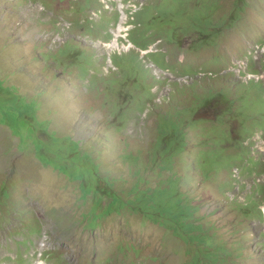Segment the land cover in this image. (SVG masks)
Here are the masks:
<instances>
[{"label":"rangeland","instance_id":"1","mask_svg":"<svg viewBox=\"0 0 264 264\" xmlns=\"http://www.w3.org/2000/svg\"><path fill=\"white\" fill-rule=\"evenodd\" d=\"M80 2L0 0V264H264V0ZM132 29L156 43L144 59L117 38ZM68 42L98 78L53 56ZM66 137L100 165L98 196L69 176Z\"/></svg>","mask_w":264,"mask_h":264},{"label":"trees","instance_id":"2","mask_svg":"<svg viewBox=\"0 0 264 264\" xmlns=\"http://www.w3.org/2000/svg\"><path fill=\"white\" fill-rule=\"evenodd\" d=\"M80 1L81 2H80L79 6L77 7V9L75 11L76 12V15H78V17H82V16H84V14L87 13V11L91 8V4H92V1L93 0H80ZM123 1H126V3L128 2V0H123ZM85 2H87V4H85ZM113 4H115V3H113ZM111 13L114 16V19H111V20L114 21L115 27H117L119 25V23H120L121 13L119 11H116V8L115 7H113V11ZM126 13H127L128 17H129V19L132 20V21H135V15H137V16L139 15V13H132L131 14L130 13V10H127ZM131 15H133V16H131ZM103 16H104L103 15V12L98 15V17L101 18L102 21H105V19H104ZM78 17L75 16L74 19L75 20H79L80 18H78ZM200 21H201L200 19H195L193 21V26H195V27L199 26L200 25ZM89 23H90L89 29L87 30V32L85 33V35L87 33H89L90 36L95 37L96 39H99L100 41L105 40V39L108 42H111L112 41V39L114 38V35L112 33H110L109 31H106L105 32V36H104L103 34H100V30L98 31L96 29V26L95 25H97V23H92L91 20H89ZM128 23L130 24V22H128ZM84 24L85 23L82 24L83 27H84ZM72 26L73 25H71V27ZM141 26H142V24H140V27ZM197 28H198V30H195V31H198V34H202V35L199 36V38L200 39H205V34H204L203 30L201 28H199V27H197ZM211 32H213L215 34L219 33L217 31H211ZM185 36H187V34ZM81 37H84V36H81ZM182 42L183 41H181V47H183V43ZM135 47H136V45H135ZM137 47H140V46L137 45ZM63 48H66V49L72 48L73 49V50H69L67 53L68 54H71V55L74 54V58L77 61L78 60L80 61V63H81V67L80 68H81V71H82V73H83V75L85 77H90L91 78V76H92L93 79L98 78L97 73L94 72V74H92V75L90 74L92 68L96 69L95 68V62L92 59L94 57V55L91 54V55H88L87 56V53L85 51H83V49H82V47L80 45H75V44L74 45H70L69 42H68L63 47H61L59 49V55L54 54L53 56L54 57L63 56L64 55V54H62V51H63L62 49ZM140 48L143 51L144 50H148L150 48V45L149 44H145V49H143L142 47H140ZM63 53H65V52L63 51ZM141 53L142 52L140 51L139 52L140 58H141ZM81 56H84V57L81 59L80 58ZM111 56L112 57L110 58V60L112 62L113 67L119 68L118 65H116V63H115V60H113L114 59V56L113 55H111ZM140 58H139V60H140ZM83 61H85L86 63L84 64ZM117 79L118 78L112 79L111 80V83L109 84L112 87V90L113 89H116V88L119 89V86H120L121 83ZM137 79H138V77L136 76V80ZM137 81H138L137 83H141V87L139 89L146 90L145 95H146V98H147V100L149 102H147V103L143 102V103H140L138 105L136 103V99H129V101L127 102V104H129L132 101L133 106H136L137 109L141 110L142 112H145V111H147V109H149V106H151V103L153 101V97L155 96V94H153V87L152 86L151 87H148L147 86V83L144 82V79H143V81L142 80H137ZM118 94H123L124 95L125 93L118 90ZM124 96H126V95H124ZM36 111L37 110L35 109V110L27 111L26 113L28 114V116H29V113H31L34 116L36 114ZM115 116L121 117V123H126L127 119H126V115L125 114H122L121 115L120 113H115ZM194 123H195V121L193 123H191V124H188V126L189 125H193ZM184 126H183V128H184ZM43 131H46L43 134H45V135H47V136H49L51 138H54L55 140L56 139H59L58 134L56 132H53V133L48 132L46 126H44ZM65 140L66 141L68 140L70 142V146L68 145V147L64 150V152H65L64 153L65 159H64V162L63 163L66 166L68 164V168H67L68 170L69 169H73L75 171H78V174L75 173V172H73L69 176H71L72 178H74V180H75L74 182H78L77 181L78 179L83 181V184H82V187L84 188L83 189V197H84L85 200H88V198L90 196H92V194H95L96 196H98L96 194L95 188L92 186V178H93V176H97L101 180V177H100L101 175L99 173V171H100V165H98L95 162L94 158L91 157L92 156L91 154L87 156L88 161L86 163H83L82 164V158H80V157L74 158L80 152V143L74 141L73 137H66ZM184 146L186 147V145H184ZM54 150H56V151H58V152L61 153V149L60 148L58 150L57 149H54ZM66 152H69L68 155H66ZM57 159L60 161L59 156H57ZM69 160H71L70 163H69ZM61 171L62 172H66L67 170L66 169H61ZM64 174H67V173H64ZM89 180H90V184L88 183ZM100 189H102L101 188V183H100V185L98 187L99 192H100ZM102 190L103 191L100 192V195H103L104 194L105 196H108V190H106V189H102ZM2 191H3L4 195H5V199L6 200L9 199L10 195L5 194L4 189ZM104 195L97 198L98 201H99L97 203V207H99L100 204H102L103 199H104ZM97 207L95 208L96 210H97Z\"/></svg>","mask_w":264,"mask_h":264},{"label":"clouds","instance_id":"3","mask_svg":"<svg viewBox=\"0 0 264 264\" xmlns=\"http://www.w3.org/2000/svg\"><path fill=\"white\" fill-rule=\"evenodd\" d=\"M142 11V10H141ZM140 11V12H141ZM139 12V13H140ZM138 13V12H137ZM136 20V19H135ZM133 22V21H132ZM131 22V23H132ZM127 25H129V23L127 24ZM125 27H127V26H125ZM130 27V26H129ZM214 28H216V27H214ZM221 28V27H220ZM220 28H216V29H220ZM134 29H132V30H128V32H126L124 35H120V36H125L126 35V37H124V39H121L119 36H117V38H118V40H123V41H126V47L127 46H130V48H131V51H137L138 53L141 51L142 53H141V59H144L146 56H148V55H151L150 53H152L153 52V45H155V44H153V45H151L150 46V48L148 49V50H141V49H138V48H136L135 47V45H134V43L130 40V38H129V35L131 34V32L133 31ZM142 56H144V57H142ZM112 63V62H111ZM244 144V143H243Z\"/></svg>","mask_w":264,"mask_h":264},{"label":"bare ground","instance_id":"4","mask_svg":"<svg viewBox=\"0 0 264 264\" xmlns=\"http://www.w3.org/2000/svg\"><path fill=\"white\" fill-rule=\"evenodd\" d=\"M41 260H42V259H41ZM40 264H44V263L40 262Z\"/></svg>","mask_w":264,"mask_h":264}]
</instances>
